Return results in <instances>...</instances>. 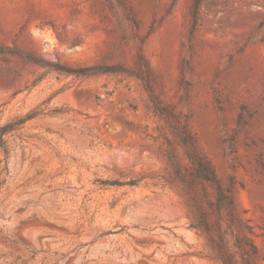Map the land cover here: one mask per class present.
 <instances>
[{"label": "rangeland", "instance_id": "374dc122", "mask_svg": "<svg viewBox=\"0 0 264 264\" xmlns=\"http://www.w3.org/2000/svg\"><path fill=\"white\" fill-rule=\"evenodd\" d=\"M0 264H264V0H0Z\"/></svg>", "mask_w": 264, "mask_h": 264}, {"label": "trees", "instance_id": "16d2710c", "mask_svg": "<svg viewBox=\"0 0 264 264\" xmlns=\"http://www.w3.org/2000/svg\"><path fill=\"white\" fill-rule=\"evenodd\" d=\"M196 2L198 4L200 2V0H196ZM90 68L92 69V74H95V73H98V72H106V71H115L116 70V69H113V67H103L102 65H100V66H92ZM82 70H86V69H82ZM81 72H84V71H81ZM84 74H87V73H84ZM197 171H198V174L202 178L214 181L217 184V186H218V190H219L220 196L223 195V190H222L221 186L218 183L217 177L214 174V171L209 167L208 164H206L203 161H201L198 164Z\"/></svg>", "mask_w": 264, "mask_h": 264}]
</instances>
